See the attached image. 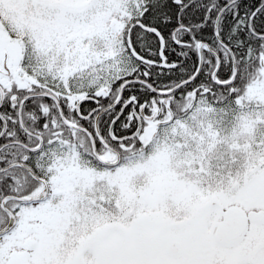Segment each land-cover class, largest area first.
Returning <instances> with one entry per match:
<instances>
[{
	"label": "snow or ice",
	"instance_id": "obj_1",
	"mask_svg": "<svg viewBox=\"0 0 264 264\" xmlns=\"http://www.w3.org/2000/svg\"><path fill=\"white\" fill-rule=\"evenodd\" d=\"M0 264H264V0H0Z\"/></svg>",
	"mask_w": 264,
	"mask_h": 264
}]
</instances>
